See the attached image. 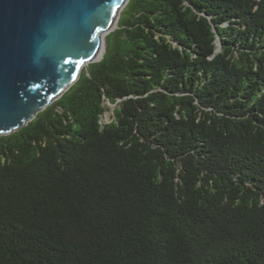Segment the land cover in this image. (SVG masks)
<instances>
[{
  "label": "trees",
  "instance_id": "1",
  "mask_svg": "<svg viewBox=\"0 0 264 264\" xmlns=\"http://www.w3.org/2000/svg\"><path fill=\"white\" fill-rule=\"evenodd\" d=\"M0 264H264V0H128L0 135Z\"/></svg>",
  "mask_w": 264,
  "mask_h": 264
},
{
  "label": "water",
  "instance_id": "2",
  "mask_svg": "<svg viewBox=\"0 0 264 264\" xmlns=\"http://www.w3.org/2000/svg\"><path fill=\"white\" fill-rule=\"evenodd\" d=\"M127 2L0 0V135L26 125L76 82Z\"/></svg>",
  "mask_w": 264,
  "mask_h": 264
},
{
  "label": "rangeland",
  "instance_id": "3",
  "mask_svg": "<svg viewBox=\"0 0 264 264\" xmlns=\"http://www.w3.org/2000/svg\"><path fill=\"white\" fill-rule=\"evenodd\" d=\"M116 28V27H115ZM107 35V33H106ZM105 35V36H106ZM103 47L105 49V37H104V43H103ZM87 66H83L82 70L85 69ZM81 70V71H82ZM107 105L109 106V109L104 113L103 115V118H102V121L104 123H107V122H110L112 120V116H113V108H114V105L111 104V103H107Z\"/></svg>",
  "mask_w": 264,
  "mask_h": 264
},
{
  "label": "bare ground",
  "instance_id": "4",
  "mask_svg": "<svg viewBox=\"0 0 264 264\" xmlns=\"http://www.w3.org/2000/svg\"><path fill=\"white\" fill-rule=\"evenodd\" d=\"M106 33H108V31L107 32H103L101 34V45H100L99 51L97 52V54H96V56L94 58L95 61L99 60L103 56V53L105 51V49L103 47V43H104V37H105Z\"/></svg>",
  "mask_w": 264,
  "mask_h": 264
}]
</instances>
